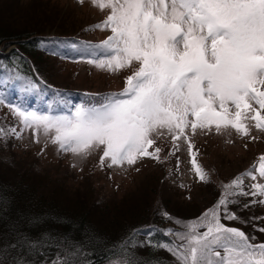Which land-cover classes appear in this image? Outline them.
Returning <instances> with one entry per match:
<instances>
[{"label":"snow or ice","instance_id":"6c2138e0","mask_svg":"<svg viewBox=\"0 0 264 264\" xmlns=\"http://www.w3.org/2000/svg\"><path fill=\"white\" fill-rule=\"evenodd\" d=\"M89 2L101 11L109 10L92 27L111 34L97 44L77 48L64 42L65 47L109 72L134 69L125 77L124 88L84 93L90 97L88 101L56 113L51 104L40 111L7 101L20 128L5 131L0 127V137L20 139L25 130H31L35 142L43 136L58 152L84 159L100 151L99 166L112 168L133 167L143 158L159 161L162 149L156 138L167 133L173 143L169 155L179 151L180 141L186 143L192 171L199 181L209 182V172L196 158L198 149L193 151L189 130L192 135L198 129H214L219 134L231 128L241 136H250L251 121L264 131V0ZM77 3L82 5L85 0ZM48 43L41 40L40 46ZM51 51L60 54L55 48ZM11 72L9 80L21 79L14 66ZM35 88L31 80L23 84L25 91ZM5 102L0 95V104ZM58 102L71 104L63 97ZM179 164L177 157V170ZM257 174L264 178V153L252 168L222 184L215 204L195 219L182 223L167 211L160 212L181 225L182 231L162 230L174 239L153 244V236L160 230L146 226L145 230L133 229L129 240L142 232L143 244L167 250L176 264H264V242H255L256 238L241 228L222 222L240 220L230 208L239 203V197H252L244 208L264 205V183L256 182ZM245 178L253 181L247 190ZM250 219L264 222V217ZM257 230L264 233V227ZM80 254L79 246L72 245L52 264H82ZM109 264L152 262L138 259L126 242L121 257Z\"/></svg>","mask_w":264,"mask_h":264},{"label":"rangeland","instance_id":"374dc122","mask_svg":"<svg viewBox=\"0 0 264 264\" xmlns=\"http://www.w3.org/2000/svg\"><path fill=\"white\" fill-rule=\"evenodd\" d=\"M108 11L93 7L89 0H85L82 5L77 0H0V23L11 28L28 27L58 38L48 40L47 46L67 42L82 48L88 44H97L111 34L109 30L92 27L103 20ZM44 40L47 41V37ZM72 57L74 56L70 53L38 57L41 74L36 75L43 77H40L43 81L47 80L45 82L57 90L59 97L65 100L73 98L69 100L71 104H65L66 109L63 111H67L72 105L88 101L90 97L84 93L121 91L125 77L134 70L109 72L89 64L86 57ZM8 77L10 76L5 73L1 78L3 86ZM17 85L16 90L20 91L21 96L23 84ZM39 90L41 87L30 92L32 95L41 94ZM0 95L6 101L0 104V127L5 131L10 127L19 130L18 117L7 106V101L17 103L15 101L19 99L10 100L2 90ZM31 98L26 100L30 102ZM31 104L27 107L35 108ZM54 106L58 107L57 104ZM52 110L54 113L62 112L53 107ZM249 126L250 136H241L231 128L219 134L214 129L211 132L198 129L192 135L189 130L194 144L193 151L198 149L196 158L209 172V182L199 181L192 171L186 143L180 141L179 151L175 155H169L173 143L167 133L156 138L157 146L162 149L159 161L143 158L133 167L101 168L99 156L102 152H93L81 159L71 153L58 152L57 146L48 143L43 136L39 137L38 143L35 142L31 130H25L20 139L10 135L0 137V177L12 183L17 181L23 186L38 187L37 194H43L54 200L60 208L76 215L83 213L99 227L106 226L110 230L121 232L133 225L139 228L157 225L163 230L174 228L182 231L181 225L172 220L166 221L160 212L167 211L183 223L195 219L205 209L212 207L220 197L221 185L252 168L257 157L264 153V131L257 130L251 121ZM41 149L44 151L41 152ZM177 157L180 160L178 170ZM252 182L245 178L246 190ZM256 182L264 183V178L257 174ZM251 199L252 197H239L246 204ZM231 206L235 207V211ZM230 208L238 213L240 220L222 222L230 227L241 228L254 236L255 242H264V233L257 230L264 227V222H249L253 216L264 217V205L244 208L238 203L230 205ZM246 220L247 227L243 222ZM142 247L145 244L142 243ZM160 253L170 264H176L175 257L170 252L163 249ZM117 259L119 258L112 260Z\"/></svg>","mask_w":264,"mask_h":264},{"label":"trees","instance_id":"16d2710c","mask_svg":"<svg viewBox=\"0 0 264 264\" xmlns=\"http://www.w3.org/2000/svg\"><path fill=\"white\" fill-rule=\"evenodd\" d=\"M45 35L47 34L28 27L11 28L0 23V65L6 66L0 67V90L8 95L9 99L18 98L16 102L22 106L32 103V107L35 104L42 107L49 102L57 104L58 107L63 105L58 102L61 97L55 95L57 90L36 74H41L39 56L49 57L53 48L64 54L68 48L62 42L57 46L41 47L40 42L45 37L47 41L58 39L54 38V35ZM13 66L21 79H7L3 86L1 78L5 73L11 76ZM26 80H31L36 87H41L39 90L41 94L32 95L30 91L24 90L20 96L16 85L24 84ZM30 97L32 98L29 102L26 98ZM37 188L23 186L17 181L12 183L0 177V264H50L59 254L67 252L72 245L79 246L81 254L78 258L82 264H106L114 258L121 257L126 242L128 249L138 259L150 260L152 264L157 262L170 264L160 253L162 248L148 245L142 247L141 242L145 240L142 232L129 240L133 229L145 230L146 227L139 228L133 225L121 232L110 230L106 226L99 227L83 213L76 215L60 208L54 200L43 194H37ZM239 204L246 203L239 200ZM232 209L235 211V207ZM256 221L259 224L260 220L249 222ZM151 226L160 230L155 232L153 244L172 240L171 236L163 234L161 227Z\"/></svg>","mask_w":264,"mask_h":264}]
</instances>
